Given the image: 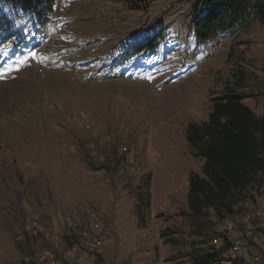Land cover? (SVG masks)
<instances>
[{"label":"rangeland","instance_id":"rangeland-1","mask_svg":"<svg viewBox=\"0 0 264 264\" xmlns=\"http://www.w3.org/2000/svg\"><path fill=\"white\" fill-rule=\"evenodd\" d=\"M208 1L133 10L123 0H64L56 26L37 25L20 48L2 45L0 67L24 68L5 78L0 68V264H46L34 256L48 245L58 264H75L62 256L85 230L103 240L85 264H193L206 250L215 264H264L250 259L262 252L264 219L249 218L264 210V194L242 214L212 216L201 235L185 216L189 175L203 166L188 125L207 120L240 65L251 73L244 103L259 116L264 108L261 51L230 36L197 39ZM43 43L45 74L26 65ZM238 241L247 259L229 251Z\"/></svg>","mask_w":264,"mask_h":264},{"label":"trees","instance_id":"trees-1","mask_svg":"<svg viewBox=\"0 0 264 264\" xmlns=\"http://www.w3.org/2000/svg\"><path fill=\"white\" fill-rule=\"evenodd\" d=\"M139 10L148 0H123ZM58 0H0V51L2 45L23 46L36 26L52 20ZM252 19L264 27V0H209L195 19L198 40L229 36ZM4 53V52H2ZM0 52V61L5 54ZM250 71L238 66L223 94L211 99L207 120L192 122L186 140L193 154L203 161L202 172L188 178V228L201 235L211 217H232L246 211L264 194V115L258 116L244 103ZM171 243V240H167ZM193 264H215L217 256L207 250L191 254Z\"/></svg>","mask_w":264,"mask_h":264},{"label":"built area","instance_id":"built-area-1","mask_svg":"<svg viewBox=\"0 0 264 264\" xmlns=\"http://www.w3.org/2000/svg\"><path fill=\"white\" fill-rule=\"evenodd\" d=\"M53 22V25L56 26V21H50ZM239 33L236 32L234 35L236 36ZM53 36V33L51 34V37ZM45 48L46 45L45 43L40 44L38 46H36L27 56L26 58V65L28 64H36L39 68V73L45 74L46 72V68L44 66H39V63L42 61L41 57H42V53L45 52ZM1 74L2 77H9L12 74H15L16 72L19 71V69H23L24 67L22 66V64L20 66H17V64L15 62H9V63H5L4 65H2L1 67ZM253 202H247L245 204V206L247 207H252ZM254 217H263L264 219V210H257L254 211L250 214L249 218L254 220ZM99 224H92V230L97 231L99 229ZM264 226V224H263ZM31 228H32V232L34 234H38L39 231H41L42 228V224L41 222L36 219L35 222H33V224H31ZM91 230V231H92ZM253 230V224H248L246 226V235L247 236H251L252 235V231ZM250 234V235H249ZM217 249H221L220 248V244L218 242H215ZM103 245V240L101 237L97 236V235H93L90 233L89 230H85L83 232V239L80 240V242L72 245L71 248L68 249L67 252H65V256H62L63 259L65 260H69L72 263L75 264H85L84 263V259L86 257H93L95 252H97L100 247ZM230 252L232 253H238V258H244L247 259L245 257V254L247 253V248L245 246V244L241 243L238 241V243H234L231 247H230ZM79 255V258L75 259V256ZM35 259L40 262V263H46V264H58V258H59V252L57 250L56 245H48V246H44L42 248H40L36 254H35ZM74 258V259H73ZM250 259L254 262V263H258V262H262L264 259V246L262 247V252L260 253H252L250 256Z\"/></svg>","mask_w":264,"mask_h":264},{"label":"crops","instance_id":"crops-1","mask_svg":"<svg viewBox=\"0 0 264 264\" xmlns=\"http://www.w3.org/2000/svg\"><path fill=\"white\" fill-rule=\"evenodd\" d=\"M64 0H58V3H63ZM60 7L59 5L56 6V9L52 15V18H54L56 20V22L58 23V19H56V15L59 13L60 11ZM263 26H261L257 20L252 19L244 28H242L239 33L235 36L234 34L230 36V42L232 43L233 41H236L235 39H238V49H244L245 47L247 48V44H249V42H251V47H253V45H255V47L261 51V54L264 55V33L262 29ZM250 107V106H248ZM254 112L255 109L254 107H250ZM262 114L261 116L264 115V108L262 109ZM259 116V115H258ZM264 205V204H263ZM8 211H12L8 210ZM2 212V219L1 222L2 224L7 223V220L3 217V215H5V212L7 211H1ZM15 225V224H13ZM1 243V241H0ZM16 246V243L14 244V248Z\"/></svg>","mask_w":264,"mask_h":264}]
</instances>
